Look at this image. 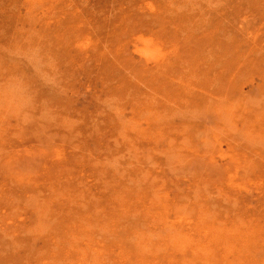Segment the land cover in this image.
<instances>
[{"label": "rangeland", "instance_id": "rangeland-1", "mask_svg": "<svg viewBox=\"0 0 264 264\" xmlns=\"http://www.w3.org/2000/svg\"><path fill=\"white\" fill-rule=\"evenodd\" d=\"M0 264H264V0H0Z\"/></svg>", "mask_w": 264, "mask_h": 264}]
</instances>
